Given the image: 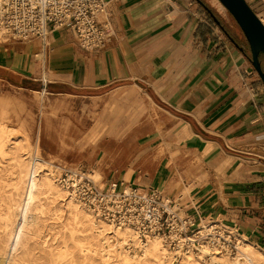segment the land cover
I'll list each match as a JSON object with an SVG mask.
<instances>
[{
	"label": "crops",
	"instance_id": "crops-1",
	"mask_svg": "<svg viewBox=\"0 0 264 264\" xmlns=\"http://www.w3.org/2000/svg\"><path fill=\"white\" fill-rule=\"evenodd\" d=\"M107 1L102 19L112 34L105 48L84 49L69 27L52 31L45 46L7 41L0 76L33 91L92 97L95 106L113 90L105 109L114 126L126 113L134 118L144 93L163 114L151 154L157 159L142 176L146 184L133 172L125 181L161 187L189 213L198 217L197 207L202 217H221L264 247V86L246 36L212 0ZM248 2L263 9L261 0ZM97 121L103 123L99 114ZM139 128H130L131 140L148 139L150 129ZM125 143L106 145L95 170L108 173Z\"/></svg>",
	"mask_w": 264,
	"mask_h": 264
},
{
	"label": "bare ground",
	"instance_id": "bare-ground-1",
	"mask_svg": "<svg viewBox=\"0 0 264 264\" xmlns=\"http://www.w3.org/2000/svg\"><path fill=\"white\" fill-rule=\"evenodd\" d=\"M212 4L225 8L220 0ZM8 117V103L0 99V264H264V247L244 235L238 234L237 253L208 259L96 215L64 185L27 131L6 125ZM91 176L103 180L97 170Z\"/></svg>",
	"mask_w": 264,
	"mask_h": 264
},
{
	"label": "built area",
	"instance_id": "built-area-1",
	"mask_svg": "<svg viewBox=\"0 0 264 264\" xmlns=\"http://www.w3.org/2000/svg\"><path fill=\"white\" fill-rule=\"evenodd\" d=\"M107 3V0H1L0 45L39 39L45 46L52 31L69 27L84 49H103L112 34L109 21L102 19ZM259 17L264 23V18ZM60 177L96 215L123 226H134L143 237L161 235L171 247L192 250L208 259L210 253L235 254L239 250L236 228L221 217L200 216L197 207L196 217L161 187L126 184L122 179L97 182L84 168H67Z\"/></svg>",
	"mask_w": 264,
	"mask_h": 264
},
{
	"label": "rangeland",
	"instance_id": "rangeland-1",
	"mask_svg": "<svg viewBox=\"0 0 264 264\" xmlns=\"http://www.w3.org/2000/svg\"><path fill=\"white\" fill-rule=\"evenodd\" d=\"M261 1L263 9L255 10L264 18V0ZM222 12L230 14L226 7ZM234 23L238 25L235 20ZM43 56L38 57L43 59ZM260 60L264 68V54ZM33 90L36 89L26 88L17 81L0 76V99H5L9 106V117L5 123L17 129H25L31 142L38 143L42 155L52 162L59 177L67 168H84L91 174L106 158V145H115L119 139H123L126 141V148L113 155L112 168L102 175V179H122L128 184L124 179L125 174L133 172L134 179L136 176L141 177L143 184L147 183L142 176L157 159L151 154L158 148V141L154 140L159 132L156 117L163 114L149 105L144 93L143 106L132 111L134 118L127 120L131 113H126V120L114 126V116L110 110L105 109V101L112 96L113 90L99 97L96 106L93 104L96 99L92 97L54 94L46 87ZM83 105L88 106L84 112ZM92 106L96 110H92ZM98 114L103 120L102 124L97 121ZM136 126L140 127L138 134L142 133V128L144 132L150 129L147 140L141 139L143 136L131 140L130 135H134L136 130L130 128ZM139 154L142 156H138ZM178 157L172 159L176 160ZM176 200L179 202V198Z\"/></svg>",
	"mask_w": 264,
	"mask_h": 264
},
{
	"label": "water",
	"instance_id": "water-1",
	"mask_svg": "<svg viewBox=\"0 0 264 264\" xmlns=\"http://www.w3.org/2000/svg\"><path fill=\"white\" fill-rule=\"evenodd\" d=\"M246 36L252 64L264 86V68L260 60L264 54V23L248 0H220Z\"/></svg>",
	"mask_w": 264,
	"mask_h": 264
},
{
	"label": "trees",
	"instance_id": "trees-1",
	"mask_svg": "<svg viewBox=\"0 0 264 264\" xmlns=\"http://www.w3.org/2000/svg\"><path fill=\"white\" fill-rule=\"evenodd\" d=\"M250 57H251V52H250Z\"/></svg>",
	"mask_w": 264,
	"mask_h": 264
}]
</instances>
